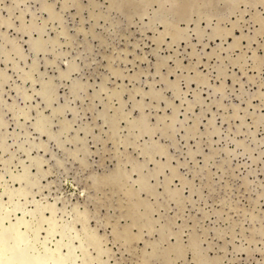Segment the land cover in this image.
Here are the masks:
<instances>
[{"label":"rangeland","instance_id":"374dc122","mask_svg":"<svg viewBox=\"0 0 264 264\" xmlns=\"http://www.w3.org/2000/svg\"><path fill=\"white\" fill-rule=\"evenodd\" d=\"M0 239L264 264V0H0Z\"/></svg>","mask_w":264,"mask_h":264},{"label":"bare ground","instance_id":"6f19581e","mask_svg":"<svg viewBox=\"0 0 264 264\" xmlns=\"http://www.w3.org/2000/svg\"><path fill=\"white\" fill-rule=\"evenodd\" d=\"M159 37V36H158ZM164 38V37H163ZM128 157V156H127ZM35 159V158H34ZM104 177V176H103ZM117 177V176H116ZM105 178V177H104ZM114 181V180H113ZM121 182V181H120ZM121 184V183H120ZM131 185V184H130ZM17 189V188H16ZM123 189V188H122ZM145 198V197H144ZM12 229V228H11ZM119 230V229H118ZM133 237H135V236H133ZM1 240V239H0ZM57 242V241H56ZM56 244V243H55ZM58 244H59V242H58ZM56 246H57V244H56ZM59 246H60V244H59ZM62 246V245H61ZM61 248V247H60ZM57 249H59V248H57ZM56 249V250H57ZM60 250V249H59ZM38 262H39V260H38ZM38 262H37V264H38ZM57 263V262H56Z\"/></svg>","mask_w":264,"mask_h":264}]
</instances>
